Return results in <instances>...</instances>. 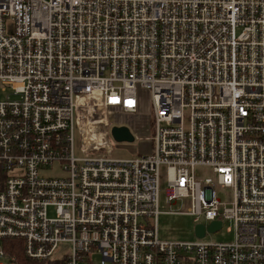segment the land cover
<instances>
[{
    "label": "built area",
    "instance_id": "built-area-1",
    "mask_svg": "<svg viewBox=\"0 0 264 264\" xmlns=\"http://www.w3.org/2000/svg\"><path fill=\"white\" fill-rule=\"evenodd\" d=\"M0 87V264H264V0H0ZM141 90L150 151L115 159ZM162 167L233 242L160 240Z\"/></svg>",
    "mask_w": 264,
    "mask_h": 264
},
{
    "label": "rangeland",
    "instance_id": "rangeland-1",
    "mask_svg": "<svg viewBox=\"0 0 264 264\" xmlns=\"http://www.w3.org/2000/svg\"><path fill=\"white\" fill-rule=\"evenodd\" d=\"M1 89V87H0ZM6 99L5 94L0 93V100ZM114 122L117 126L126 127L129 129L133 137L136 138L133 142H117L113 137V152L112 156L119 160L134 159L148 151L149 144L144 140L145 137L151 135V101L150 94L147 90H141L139 94V111L138 114L129 116H115ZM81 139L79 132H75V155L76 158H82ZM49 177H62V173L58 167L46 172ZM196 174L201 177L212 176V171L207 168H198ZM168 189V170L166 167L161 168L160 179V215L158 217L159 238L165 242H196L195 233L196 224L194 218L189 215H181L187 213L189 204L187 202H178L169 204L167 202L166 191ZM218 196L222 201L230 200L231 192L229 190L218 191ZM54 211L50 210V217H54ZM234 234L230 225L227 223L223 229L217 233L208 235L204 240L207 243H231L233 242ZM68 246H60L56 252L58 257H63L64 253H68ZM92 264H100L98 255L92 258Z\"/></svg>",
    "mask_w": 264,
    "mask_h": 264
},
{
    "label": "water",
    "instance_id": "water-1",
    "mask_svg": "<svg viewBox=\"0 0 264 264\" xmlns=\"http://www.w3.org/2000/svg\"><path fill=\"white\" fill-rule=\"evenodd\" d=\"M112 137L117 142H133L134 141L133 135L131 134L129 129H127L126 127H117V126H115L112 129ZM220 228H221V223L220 222L213 223L207 229H205V227L203 225H198V226L195 227L196 237L204 238V236L206 234V231H208L210 233H214V232L218 231Z\"/></svg>",
    "mask_w": 264,
    "mask_h": 264
},
{
    "label": "trees",
    "instance_id": "trees-1",
    "mask_svg": "<svg viewBox=\"0 0 264 264\" xmlns=\"http://www.w3.org/2000/svg\"><path fill=\"white\" fill-rule=\"evenodd\" d=\"M3 247L5 248L7 253L16 256V260L19 264H46V263H37L29 260L25 256L22 243L18 242L17 240H6L3 242Z\"/></svg>",
    "mask_w": 264,
    "mask_h": 264
},
{
    "label": "crops",
    "instance_id": "crops-1",
    "mask_svg": "<svg viewBox=\"0 0 264 264\" xmlns=\"http://www.w3.org/2000/svg\"><path fill=\"white\" fill-rule=\"evenodd\" d=\"M148 146H149V145H148ZM149 151H150V147L148 148V151H147V152H149ZM147 152H146V153H147Z\"/></svg>",
    "mask_w": 264,
    "mask_h": 264
}]
</instances>
